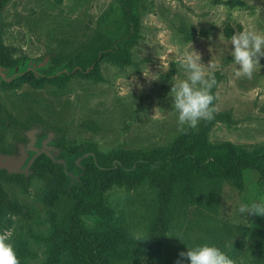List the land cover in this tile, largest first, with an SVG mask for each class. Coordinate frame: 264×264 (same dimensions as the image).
I'll return each mask as SVG.
<instances>
[{
    "label": "rangeland",
    "instance_id": "obj_1",
    "mask_svg": "<svg viewBox=\"0 0 264 264\" xmlns=\"http://www.w3.org/2000/svg\"><path fill=\"white\" fill-rule=\"evenodd\" d=\"M120 1L6 0L0 45L16 59L41 62L51 53L65 63L95 39L124 35ZM256 7L264 9V0H138V37L122 44L126 62L105 58L96 75L77 72L63 82L25 74L0 83L4 148L15 134L40 125L67 153L93 142L101 158L169 147L204 130L210 144L249 155L254 167L244 173L242 189L213 169L175 182L88 171L77 190L84 204L78 220L104 242L100 255L109 264H189L179 253L202 243L221 248L235 264H264V216L238 212L242 202L264 199V57L252 79L237 77L228 45L236 31L264 34V11L257 15ZM191 44L205 66L216 65L206 68L217 80L216 112L181 133L168 94L187 77L178 60ZM46 164L42 158L28 177L0 172V232H9L20 264L69 262L65 215L72 203L46 186L40 174Z\"/></svg>",
    "mask_w": 264,
    "mask_h": 264
},
{
    "label": "trees",
    "instance_id": "obj_2",
    "mask_svg": "<svg viewBox=\"0 0 264 264\" xmlns=\"http://www.w3.org/2000/svg\"><path fill=\"white\" fill-rule=\"evenodd\" d=\"M5 1L0 0V19ZM137 1H120L125 25V32L121 38L115 40L108 38L95 39L88 47L75 52L65 63L59 58L52 59L51 68L77 69V71L79 70L78 72L89 76L97 74V67L105 58L126 62L128 55L123 49V41H132L138 37L139 24L135 12ZM21 60L23 58H14L11 51L0 45V62L2 66L7 68L15 67ZM68 77L70 75L63 72L61 76L54 79L58 82H63ZM48 79L53 78H44L42 80ZM0 131H3L1 127ZM4 141L0 139L1 150L5 149ZM85 154H89V156L82 159L80 165H78L77 159ZM42 158L47 161L46 166L42 168L44 172L40 173L46 186L53 191L67 195V198L72 203L71 209L65 215L68 239L65 241L64 248L68 253V264H109V258L107 256L101 257L100 255L106 247L104 242L85 231L78 220L80 213L84 210V204L77 190L85 185L84 176L88 171H92L96 176H101L108 172H126L138 180L154 174L166 176L175 182L184 179L191 172H203L207 169H213L224 174L225 178L232 181L236 187L242 189L244 173L254 167L247 152L236 150L228 143L210 144L205 137V130L193 137L181 139L169 147H157L135 152L112 151L105 158H101L98 155L95 143L86 142L75 148V150L68 152L67 170H65L63 165L56 164L43 155L33 164L32 175L35 173V168L40 164ZM70 172L74 173L75 177H72L69 174ZM260 172L262 175L261 184L264 185V170L260 169ZM13 175L24 176L21 174ZM1 212L2 207L0 206V214Z\"/></svg>",
    "mask_w": 264,
    "mask_h": 264
},
{
    "label": "clouds",
    "instance_id": "obj_3",
    "mask_svg": "<svg viewBox=\"0 0 264 264\" xmlns=\"http://www.w3.org/2000/svg\"><path fill=\"white\" fill-rule=\"evenodd\" d=\"M262 11L264 9L256 7L257 15ZM229 44L232 45L230 55L236 67L235 75L252 79L257 67L261 66V57H264V34L254 29L236 31L231 35ZM178 64L186 72L187 77L172 83L168 95L172 98V109L177 114L178 131L185 133L189 129L197 128L200 121H211L215 118L216 97L212 89L217 86V80L214 73L207 72L206 68H215L216 65L211 60L209 65L205 66L192 44L191 50L180 56ZM238 212L242 215L264 216V199L251 203L242 202ZM134 238L137 241L147 240ZM9 240V232H0V264H20ZM179 256L186 258L189 264H235L226 252L210 243L187 246V251L180 252ZM176 264H182V260L178 259Z\"/></svg>",
    "mask_w": 264,
    "mask_h": 264
},
{
    "label": "flooded vegetation",
    "instance_id": "obj_4",
    "mask_svg": "<svg viewBox=\"0 0 264 264\" xmlns=\"http://www.w3.org/2000/svg\"><path fill=\"white\" fill-rule=\"evenodd\" d=\"M49 56V61L46 64H43L46 57ZM43 61L41 62H31L30 60H21L19 65L15 67H4L0 62V66L2 70L0 71V83H8L11 82L14 78H22L25 74L33 76L35 79H44V78H56L61 76L63 72L72 76L73 74L77 73V69H62L61 67H56L52 69V54H47ZM46 150L49 151L50 154L54 156L55 159H64L66 162L67 168V156L68 153L60 148L57 145V136L53 132L45 131L40 125H35L28 130H23L22 137L17 136L16 134L13 136L12 141L10 142L9 146L5 149H0V154L3 156H15V157H24V164L22 169L26 168L28 163L37 155L38 152ZM48 157L45 153H42L37 156L35 161L40 158L41 156ZM50 159V157H48ZM52 160V159H51ZM53 161V160H52ZM29 168L32 175L33 170L32 166ZM64 166V165H63ZM65 168V166H64ZM66 170V169H65ZM1 172L9 174L6 170L0 169ZM73 177H75L74 173Z\"/></svg>",
    "mask_w": 264,
    "mask_h": 264
},
{
    "label": "water",
    "instance_id": "obj_5",
    "mask_svg": "<svg viewBox=\"0 0 264 264\" xmlns=\"http://www.w3.org/2000/svg\"><path fill=\"white\" fill-rule=\"evenodd\" d=\"M49 56L46 57L45 61L43 64H46L49 61ZM2 70V67L0 66V71ZM45 153L50 159H52L56 164H61L65 166L66 168V162L64 159H55L52 154H50L49 151L42 150L37 153L36 156L28 163L27 167L22 169V166L24 164V157H15V156H3L0 154V169L6 170L9 174H21L24 175L25 177H28L31 174V171L29 168L33 164L34 160L37 158L38 155ZM89 154H85L84 156H81L77 159V164L80 165V162L82 159L88 157ZM73 177V174H70Z\"/></svg>",
    "mask_w": 264,
    "mask_h": 264
}]
</instances>
